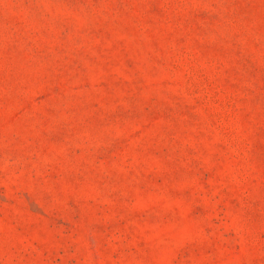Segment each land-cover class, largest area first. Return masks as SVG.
<instances>
[{
	"label": "rangeland",
	"instance_id": "374dc122",
	"mask_svg": "<svg viewBox=\"0 0 264 264\" xmlns=\"http://www.w3.org/2000/svg\"><path fill=\"white\" fill-rule=\"evenodd\" d=\"M0 264H264V0H0Z\"/></svg>",
	"mask_w": 264,
	"mask_h": 264
}]
</instances>
